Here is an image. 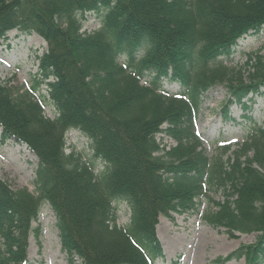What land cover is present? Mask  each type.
Instances as JSON below:
<instances>
[{
  "label": "trees",
  "instance_id": "1",
  "mask_svg": "<svg viewBox=\"0 0 264 264\" xmlns=\"http://www.w3.org/2000/svg\"><path fill=\"white\" fill-rule=\"evenodd\" d=\"M87 14L100 20L97 32H81ZM263 27L264 0H0V39L15 29L47 43L30 96L0 83L1 139L25 145L38 161L35 195L0 181V264L26 260L31 221L44 202L67 256L153 264L162 256L158 216L196 208L215 181L227 194L209 222L257 231L232 254L264 264V122L242 113L253 126L226 162L207 155L195 129L215 85L227 90L220 113L228 122L236 121L232 105L246 112L263 96L264 50L249 56L245 77L228 80L223 64L239 39ZM42 83L49 99L35 95ZM48 104L53 119L44 114ZM68 129L88 138L91 158L64 153ZM158 133L176 145L158 153ZM122 202L131 215L118 226Z\"/></svg>",
  "mask_w": 264,
  "mask_h": 264
},
{
  "label": "rangeland",
  "instance_id": "2",
  "mask_svg": "<svg viewBox=\"0 0 264 264\" xmlns=\"http://www.w3.org/2000/svg\"><path fill=\"white\" fill-rule=\"evenodd\" d=\"M96 14H87L82 21V30H92L98 26ZM46 43L37 35L24 36L18 31H10L0 40V83H5L14 94H31L28 87L36 77L38 61L35 53L41 54ZM264 50V27L258 33L248 34L238 40L234 54L223 64L229 69V79L246 76V62L254 52ZM39 94L46 93L45 85ZM174 91V90H173ZM30 94V95H29ZM33 97V96H32ZM228 97L224 85L211 87L204 95L199 108L195 128L200 134L202 146L212 159L228 161L237 147H240L253 126L241 117L242 113L252 116L256 124L264 122V94L255 97L249 111H242L237 105L230 107L236 121H224L221 107ZM45 116L54 118L51 105L44 106ZM1 133V128H0ZM65 153L74 151L82 159L91 158L90 142L85 136L75 132L65 136ZM160 152L174 147V141L157 135ZM37 158L25 146L13 139L0 137V181L13 191L32 195L36 178ZM204 194V195H203ZM198 196L196 208H184L160 215L155 227L156 237L161 245L162 257L153 264H246L244 256L234 253L241 246L255 242L257 231H241L214 226L209 215L218 211L219 203L225 200L226 189L215 181L205 186ZM38 214L31 221L32 231L27 238L26 260L23 264H82L77 255L67 256L61 249L56 217L48 204L39 207ZM117 224L128 222V209L120 206L117 210ZM223 261L218 263V259Z\"/></svg>",
  "mask_w": 264,
  "mask_h": 264
}]
</instances>
